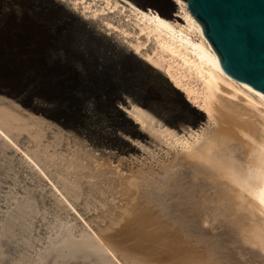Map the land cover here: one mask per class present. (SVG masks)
<instances>
[{
    "label": "bare ground",
    "instance_id": "1",
    "mask_svg": "<svg viewBox=\"0 0 264 264\" xmlns=\"http://www.w3.org/2000/svg\"><path fill=\"white\" fill-rule=\"evenodd\" d=\"M3 1L1 26L22 19ZM34 1L57 19L29 25L61 29L45 53L61 64V119L0 85V172L42 184L58 217L36 264L263 261L264 95L223 68L186 0ZM5 58L10 82L27 64Z\"/></svg>",
    "mask_w": 264,
    "mask_h": 264
},
{
    "label": "rangeland",
    "instance_id": "2",
    "mask_svg": "<svg viewBox=\"0 0 264 264\" xmlns=\"http://www.w3.org/2000/svg\"><path fill=\"white\" fill-rule=\"evenodd\" d=\"M25 1L26 0H12L13 5L17 6L16 8L22 10H19L23 14H21L22 16L20 17L22 19H20L19 21L16 20L15 15L11 13L7 21L3 23L2 26L0 25V57L5 58V55L8 54L5 58L6 61L8 59L9 62L10 60L11 62L12 60L20 61L21 64L24 63L27 65L22 66L17 70V77H13V81L11 80L10 82H8L7 78L3 79V77L0 76V85L3 88H9L8 90H10L15 95L17 94V96H21V98L24 100L29 101L30 99H45V101H50H46L49 104L46 106L47 112H49L50 114L58 115L61 119V76L59 75V73H61V64L57 63V66L60 67H56V64H54V62L52 63V61L50 62V60L48 59L49 54H45L50 50L49 47L54 46V44L56 48L61 47L59 44L63 41V39L61 38V29L60 27H57L58 29L56 30V33L52 34L54 36H48L42 32L41 34H39L40 31H38L33 24L30 23L29 25V22L26 21L27 13L35 14L43 19L45 18L50 20H53L54 18L57 19V17H54L53 11L51 13L49 12L51 10L43 8L38 3V1ZM0 2V6H3L4 1L1 0ZM39 5L42 11L39 9ZM16 27H18V29ZM27 29L31 30L27 31ZM32 29H34V31ZM8 30H11V33ZM18 32H21L20 34H23L24 37ZM29 33H32V35ZM36 33L38 34V36ZM17 34L19 38H17ZM26 35H28L29 37H27ZM9 36L12 38L10 39ZM20 36L22 37L20 38ZM55 37L57 38L55 39ZM2 39L4 40L2 41ZM38 40L40 41L39 43ZM54 40L57 41L55 42ZM3 45H5L6 47ZM32 45L34 47L36 46V50ZM37 49L39 50L38 53L36 52ZM4 50L5 52H3ZM22 54L25 57H23ZM11 55H13L14 57ZM9 56L13 58H10ZM15 57H17V59ZM42 60L44 62H42ZM53 68L55 72H52ZM50 71L52 72L51 75ZM48 75L51 77L48 78ZM20 76L22 78H20ZM56 76H58L59 78ZM45 86L47 89L45 88ZM48 87L51 90L48 89ZM53 93L57 95H54ZM42 140L46 143L49 142V147L47 149L49 150V153H51V151H55V155L52 157V165L55 167V169L61 172V138L51 137L50 134L45 133ZM2 162L6 164L10 163L8 161V158H5L0 153V163ZM3 169H1L3 172H0V264H36L37 257L43 249L47 236L51 234L53 229L58 224V217H55V214L53 216L52 211H49V206L43 201V199L37 192H41L43 190L42 184L35 181H33L31 184H25L23 182V178L30 177L25 172L23 174H17L12 179V172H14V170L10 165L9 168L7 165H5V168L3 167ZM7 176L10 177L9 180L5 179V177ZM239 264H264V260L261 262H256L251 257H243Z\"/></svg>",
    "mask_w": 264,
    "mask_h": 264
},
{
    "label": "water",
    "instance_id": "3",
    "mask_svg": "<svg viewBox=\"0 0 264 264\" xmlns=\"http://www.w3.org/2000/svg\"><path fill=\"white\" fill-rule=\"evenodd\" d=\"M223 68L264 95V0H186Z\"/></svg>",
    "mask_w": 264,
    "mask_h": 264
}]
</instances>
